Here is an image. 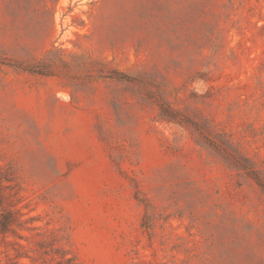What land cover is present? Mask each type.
<instances>
[{
    "label": "rangeland",
    "instance_id": "rangeland-1",
    "mask_svg": "<svg viewBox=\"0 0 264 264\" xmlns=\"http://www.w3.org/2000/svg\"><path fill=\"white\" fill-rule=\"evenodd\" d=\"M0 264H264V0H0Z\"/></svg>",
    "mask_w": 264,
    "mask_h": 264
}]
</instances>
